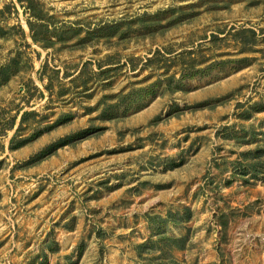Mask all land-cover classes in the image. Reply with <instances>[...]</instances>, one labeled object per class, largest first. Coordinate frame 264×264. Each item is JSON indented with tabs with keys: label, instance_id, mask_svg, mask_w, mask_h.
<instances>
[{
	"label": "rangeland",
	"instance_id": "1",
	"mask_svg": "<svg viewBox=\"0 0 264 264\" xmlns=\"http://www.w3.org/2000/svg\"><path fill=\"white\" fill-rule=\"evenodd\" d=\"M0 264H264V0H0Z\"/></svg>",
	"mask_w": 264,
	"mask_h": 264
},
{
	"label": "trees",
	"instance_id": "2",
	"mask_svg": "<svg viewBox=\"0 0 264 264\" xmlns=\"http://www.w3.org/2000/svg\"><path fill=\"white\" fill-rule=\"evenodd\" d=\"M20 1H22V0H20Z\"/></svg>",
	"mask_w": 264,
	"mask_h": 264
}]
</instances>
